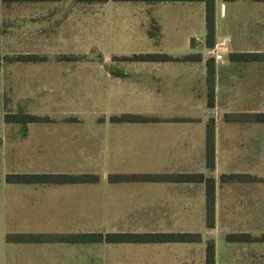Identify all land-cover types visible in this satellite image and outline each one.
<instances>
[{
	"label": "crops",
	"instance_id": "crops-1",
	"mask_svg": "<svg viewBox=\"0 0 264 264\" xmlns=\"http://www.w3.org/2000/svg\"><path fill=\"white\" fill-rule=\"evenodd\" d=\"M105 1L0 0L2 59L23 61L15 59V55L36 53L45 57L39 61H49L50 54L46 51L55 50L57 53L51 60H55L60 65L100 67L105 64L106 57L97 60L85 59L83 53L78 50L83 51L91 44L88 42V45L80 47L78 38L73 35L80 33L78 32L80 29L85 32L87 28L95 27L100 22H96L95 19L100 20L102 13L94 4H101ZM233 1L214 0V38L215 42L222 41L223 43L220 51L221 57L216 60L212 58L213 102L211 105L206 103L205 79V59L209 55H204L207 54V48L204 45L203 52L194 48L195 38H193V46L189 45L188 48L185 43L184 46L178 48L159 47L154 48L153 51L178 49L179 52L170 55L200 53L199 59L155 60L114 59L112 57L109 59L110 65L127 62L125 73L124 70L116 72L110 70L109 73H102L99 68L100 73L90 74L84 70L83 74L74 75L77 83L81 82L79 86L68 84L67 79L72 74L61 78L59 85L50 86V82L58 81L56 79L59 78L60 72H58L39 77L40 82L47 78L43 81L44 85L42 84L39 88L41 90L46 87L47 92H63V96L66 95L67 98L75 96L83 100L86 97L93 98L96 90L100 91L102 87L104 90H112V93L125 89L130 98L144 97L139 101L141 104L138 108L120 110V108L110 106L106 115L100 113L104 116L95 117L91 122H80L79 117H76L74 121L63 119L59 122H27L28 129L33 125L32 129L38 131L48 130L51 125L60 126L61 135H69L70 130L79 131L77 134L70 135L78 139L76 142L78 146L59 138L53 141L51 138L54 137H50L51 134L43 133L41 139L30 138L33 140L25 141L29 144L27 148L16 152L17 157L36 155L38 161H46L50 167L48 170L43 169V172H96L84 168L77 171L64 170L67 164L75 161L82 164L85 157L87 161L89 160L87 158L91 156L94 158V164L99 167H106L103 163L107 161L110 164L111 162L130 163L126 165L132 166L142 163L144 167L139 169L140 171L131 168L126 171H113L104 167L105 180L109 172H201L204 176L213 178L212 225L205 224V194L202 180L120 181L156 185L87 189L64 186L70 183L31 185L35 183L7 182L4 179L6 172L20 170H3L0 181L2 178L5 183L27 185L8 189L10 193L0 191V264H33L29 261V257L28 262L22 261V256L18 252L21 248L19 246L32 242L7 241L5 233L92 231L69 230L70 226L85 225L86 215L80 210L92 208L104 212L95 215L99 219L112 218L114 221L110 222V225H142L147 227L148 230L145 231L149 232H199L182 229L163 230L162 228L191 224L195 218L194 211L197 209L203 218V233L206 235L202 236L199 232V240L185 242L199 243L198 248L191 247L193 249L190 254L193 257L197 249V256L199 258L201 256L205 262L204 247L206 241L210 239L213 244V260L211 263L205 262L206 264H264V240H228L225 238V235L230 232H247L251 235L264 232V180L226 181L219 178L220 174L231 172H246L264 177V121L226 120L223 117L225 113L264 112V60H240L229 56L231 53L238 52H264V0H250L255 4V10L241 17L244 19L240 24H234V22L232 25L223 24L220 30V15L217 11H221L225 17V10L227 7L231 8L230 2ZM138 2H143L144 7L131 10L126 17L122 16V12H117L115 17L111 14L113 12L109 13L110 19L114 18L111 26H120L134 39L139 38L152 42H158L160 35L163 34H181L185 35V38L196 35L200 31L204 34V4L202 1ZM86 6H89V9ZM117 18H121L120 22ZM230 18L232 21L234 18L241 20L237 14H230ZM139 52L150 51L138 48L129 54ZM60 55H71L72 58H60ZM23 62L21 64H34L37 61ZM129 68H131V73L128 71ZM102 83L105 85L103 86ZM30 89L33 90L32 87ZM246 99L252 101V105L248 108L245 107ZM55 105L57 106L56 102ZM99 107L102 108V106ZM122 112L153 118L143 121L109 120L111 114ZM209 119H212L213 123L214 160L211 169L206 168L204 163V131ZM89 130L92 133H86ZM79 140L88 141L91 149H81ZM43 142L45 148L42 146ZM57 165L61 168H52ZM96 174L98 175L97 172ZM0 188L5 190L2 185ZM168 191L172 196L165 194ZM126 205L128 209H125ZM117 206L124 207L123 210L127 212L124 219L127 222L115 221L114 218H120V216H116L111 211L118 208ZM90 217L93 216L90 215ZM36 242L61 245L87 243ZM56 262L68 264L58 259ZM77 264L84 263L78 262Z\"/></svg>",
	"mask_w": 264,
	"mask_h": 264
},
{
	"label": "rangeland",
	"instance_id": "rangeland-1",
	"mask_svg": "<svg viewBox=\"0 0 264 264\" xmlns=\"http://www.w3.org/2000/svg\"><path fill=\"white\" fill-rule=\"evenodd\" d=\"M227 3V2H226ZM100 5V6H99ZM231 8L228 7L225 10V17L221 11H217L219 16V28L222 29V25L228 24L232 25V23H241L243 21L244 16H247L255 10L256 6L250 0H234L230 2ZM94 6L101 11L100 20L95 19L96 26H90L86 29L85 32H82L81 29L78 31L80 33L74 34L73 37L78 38L80 47L83 45H88L90 42V47L87 46L86 49L78 50V52L83 53L84 58L86 59H103L106 57L105 64L100 67H92L91 65L84 67L86 65H71L66 64V66L58 64L55 60H51L55 57V50L46 51L49 53V61H37L34 64H21L23 61H8L2 59L3 50L0 51V176L3 170H20L18 172H43V169H49V165L46 161H38L36 155L31 156H22L17 157V151H23L26 149L27 145H29L25 141L37 140L38 138H42L43 133L51 134L50 137L53 141H57V138L67 141L68 143L75 144L78 146L76 142L78 139L70 136L72 133H79L76 130H70L69 135H61L60 126L51 125L48 130L43 129V131H38L31 125L30 129H28V123L19 122V121H6L5 117H9L11 115H18L20 113H35L38 115H47L49 117L48 121L59 122L63 119L67 120H76L75 118L79 117L80 122H91L94 121V118L101 117L103 113L108 112L110 106H115L116 108H120V110H133L138 108L141 103L140 100L142 98H130L129 93L125 92V89L119 90L116 93H112V90L102 89L96 90L94 93V97H86L85 100L83 98H77L72 96V98L63 96V92H51L46 91V87L40 90V86L43 84L46 79H42L40 82L39 77L42 75H53L55 73L60 72L58 75L59 78H56L58 81L50 82L49 85H59L61 83V78L66 77L67 74H72L68 77L67 82L71 86H79L81 82L77 83L76 76L84 73H100V69L102 73H109L110 70L116 72L117 70H124L125 73L127 70V62H117L114 65H110V58H115L116 54H129L138 50V48L148 49L149 51H153L154 48H178L180 46H184L186 43L187 48L189 46L190 38H195L194 48L197 50H202L203 52V31H200L196 35H190L185 38V35L181 34H163L160 35V40L158 42H152L151 40H142V39H134L132 35H128L123 29L119 26L115 25L111 26V22H114V18L110 19L109 13H111L114 17L117 12H122V16L126 17L129 15L131 10H138L144 7L143 2L138 1H113L106 0L101 4H94ZM221 7V6H220ZM89 9V6H86ZM220 10V8H219ZM230 14H237L241 20L233 21L230 18ZM116 19V18H115ZM120 22L121 18H117ZM91 20H93L91 18ZM157 36V35H153ZM215 43V42H214ZM157 46V47H156ZM212 47V46H211ZM163 52L174 54L175 52H179L178 49L174 50H162ZM114 54V55H112ZM204 55H210L207 52ZM205 56V57H206ZM212 57V56H211ZM225 57V55H223ZM213 58V57H212ZM51 60V61H50ZM214 60V58H213ZM55 61V62H54ZM29 62V61H28ZM17 63V64H15ZM54 63V64H53ZM104 63V62H103ZM84 64V63H82ZM100 68V69H99ZM66 70V71H63ZM69 70V72H68ZM63 71V72H62ZM131 73V68L128 69ZM30 77V78H29ZM39 80V81H38ZM64 84V83H63ZM103 84V83H102ZM105 84H103L104 86ZM33 88V90L30 89ZM48 90V88H47ZM68 92V91H65ZM72 95H76L74 93H70ZM133 96H136L132 94ZM87 103H83V101ZM55 102L57 106L55 105ZM59 102V103H58ZM252 105L251 99L245 100V107H250ZM99 106H102L99 107ZM106 107V108H104ZM133 108V109H132ZM101 113V114H100ZM53 117V118H51ZM44 122V121H39ZM30 125V124H29ZM86 132V131H85ZM86 133H92L91 130ZM48 136V135H47ZM41 137V138H40ZM72 137V138H71ZM33 138V139H30ZM44 138V137H43ZM44 141V140H43ZM81 149H91L88 145L89 142L86 140H79ZM44 142L42 143L43 148ZM65 146V145H64ZM41 147V146H35ZM42 148V147H41ZM78 151V149H77ZM108 152V149H107ZM106 152V153H107ZM84 163L81 164L77 161L71 162L64 167V170H82L80 168H84L87 170H95L98 173L99 179L95 183H70L64 184L67 187H77V188H103V189H113L116 187H143L147 185H156L153 183H143V182H120V183H110L105 180V170L103 168L105 166L99 167L94 164V158L88 157ZM106 165V169H110L113 171H126L128 169H134L136 171H140L139 169L144 168L142 163H137L139 165H126L130 163H121L115 164L113 162L107 161L103 163ZM141 164V165H140ZM54 168H61L60 165ZM30 170V171H24ZM36 170V171H35ZM144 170V169H143ZM141 170V171H143ZM85 172V171H81ZM94 172V171H87ZM94 172V173H96ZM7 173V172H6ZM3 186L5 190L0 188V191L10 193L8 189H12L13 187L24 186L27 184H16V183H5L1 178L0 186ZM31 185H42L39 183L31 184ZM162 187H164L163 184ZM7 188V190H6ZM167 196H172L170 191L165 193ZM118 208L111 211L116 216L119 217L114 218L116 222L126 221L124 219V215L127 213L125 209H128V206L124 207L117 206ZM131 209V207H130ZM83 214L86 215L85 225H79L77 227L70 226L69 230H92V231H114V230H132V231H145L148 230L147 227L142 225L133 226V225H110L109 223L114 221L112 218L108 217L105 219H99L95 215H99L102 211L96 209H82L80 210ZM79 211V212H80ZM80 212V213H81ZM104 212H102L103 214ZM109 213V212H108ZM92 215L93 217H90ZM127 215V214H126ZM200 213L197 209L194 211V219L191 224H186L182 226H167L162 227L163 230H196L201 233L202 236L206 235L203 233L204 224L203 218H198ZM46 228V227H43ZM20 245V244H19ZM192 245V246H191ZM198 242L194 243H185V242H163V243H132V242H87V243H64L63 245L57 243H49V242H32L22 244L19 254L22 256V261L33 262V264H59L56 262V259L59 261H66L68 264H77L78 262L84 264H206L202 257L197 256L198 251L196 249V253L194 257L190 254L191 247L198 248ZM64 257L62 258V256ZM67 256V260H66ZM26 258V260H25ZM200 259V260H199ZM199 260V261H198ZM91 261V262H90ZM222 264V263H221Z\"/></svg>",
	"mask_w": 264,
	"mask_h": 264
},
{
	"label": "trees",
	"instance_id": "trees-1",
	"mask_svg": "<svg viewBox=\"0 0 264 264\" xmlns=\"http://www.w3.org/2000/svg\"><path fill=\"white\" fill-rule=\"evenodd\" d=\"M85 1H105V0H85ZM144 2H160L166 0H129ZM171 1H202L204 4V34L203 45L205 48L213 46L215 42L214 34V0H171ZM115 56V55H114ZM231 58L240 60H264V52H238L231 53ZM71 57V55H60V58ZM74 57V56H73ZM200 53L183 54L173 56L165 52H139L129 55H116L117 59H199ZM15 59L24 61H38L44 59L43 55L36 53L16 54ZM205 79H206V103L211 105L213 102V61L209 56L205 59ZM226 120H259L264 121V112L257 113H225ZM153 117L143 116L136 113L122 112L111 114L109 120L112 121H143ZM6 121L19 122H39L51 120L47 115H38L35 113H20L5 117ZM213 123L209 119L205 125L204 131V163L206 168L213 167ZM219 178L226 181L243 180H264V177H258L246 172L222 173ZM7 182L24 183H89L98 180V175L94 172H7L4 175ZM108 182L120 181H143V180H169V181H199L204 182L205 194V224L212 225L213 220V178L204 176L201 172H109L106 175ZM228 240H264V232L258 235H251L247 232H230L225 235ZM7 241L16 242H36V241H57V242H172V241H197L200 239L199 232L189 231H77V232H7L5 233ZM204 260L211 263L213 260V244L210 239L205 243Z\"/></svg>",
	"mask_w": 264,
	"mask_h": 264
},
{
	"label": "built area",
	"instance_id": "built-area-1",
	"mask_svg": "<svg viewBox=\"0 0 264 264\" xmlns=\"http://www.w3.org/2000/svg\"><path fill=\"white\" fill-rule=\"evenodd\" d=\"M222 41L215 42L212 47L207 48V52L214 58V60L221 57Z\"/></svg>",
	"mask_w": 264,
	"mask_h": 264
},
{
	"label": "water",
	"instance_id": "water-1",
	"mask_svg": "<svg viewBox=\"0 0 264 264\" xmlns=\"http://www.w3.org/2000/svg\"><path fill=\"white\" fill-rule=\"evenodd\" d=\"M189 45H190V46H193V38H190Z\"/></svg>",
	"mask_w": 264,
	"mask_h": 264
}]
</instances>
